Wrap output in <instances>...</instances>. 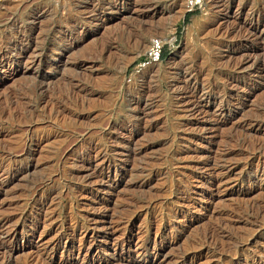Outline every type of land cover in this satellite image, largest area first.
Here are the masks:
<instances>
[{
    "label": "rangeland",
    "instance_id": "obj_1",
    "mask_svg": "<svg viewBox=\"0 0 264 264\" xmlns=\"http://www.w3.org/2000/svg\"><path fill=\"white\" fill-rule=\"evenodd\" d=\"M229 3L0 0V262L264 264V0Z\"/></svg>",
    "mask_w": 264,
    "mask_h": 264
},
{
    "label": "built area",
    "instance_id": "obj_2",
    "mask_svg": "<svg viewBox=\"0 0 264 264\" xmlns=\"http://www.w3.org/2000/svg\"><path fill=\"white\" fill-rule=\"evenodd\" d=\"M185 12H198L203 9L205 0H183ZM167 41L161 36L151 37L146 50L140 55L135 70L140 71L143 68L157 63L163 59L164 52H167Z\"/></svg>",
    "mask_w": 264,
    "mask_h": 264
},
{
    "label": "bare ground",
    "instance_id": "obj_3",
    "mask_svg": "<svg viewBox=\"0 0 264 264\" xmlns=\"http://www.w3.org/2000/svg\"><path fill=\"white\" fill-rule=\"evenodd\" d=\"M230 0H218V3H219V5H221L222 7V9L223 10H228L229 9V7H230ZM226 17L223 19V20H221V22L219 23V28L221 29V28H223V24H225V22H226ZM229 19V18H228ZM235 21V20H234ZM245 26H247V30H248V34H247V38L248 37H251L252 38V36L253 37H258L262 32H264L263 30L264 29H262V28H260V26H259V24H257L254 20H253V16L249 19V20H240V21H238V23H237V25H235L234 26V28H233V30H236L237 28H245ZM238 30V29H237ZM222 33V32H221ZM226 33V32H225ZM18 46V45H17ZM230 54V53H229ZM248 55V54H247ZM250 56V55H249ZM263 66V65H262ZM264 67V66H263ZM264 69V68H263ZM193 84V83H192ZM192 86V88H191V92L193 93L194 91H195V86H193V85H191ZM193 96L195 95V94H192ZM209 97H211V96H208V98ZM194 107H192V108H194L195 110L197 109H199V108H201V106H202V104H201V102H199V101H194ZM257 125H260V126H263L264 127V124H262V120H261V122H257ZM259 149V148H258ZM257 149V150H258ZM215 171H217L216 172V174L217 173H219V169L218 168H216L215 169ZM221 171V170H220ZM212 172V171H211ZM213 173V172H212ZM225 173V172H224ZM215 174V173H214ZM218 175V174H217ZM220 175V174H219ZM112 191V190H111ZM264 206V205H263ZM262 206V207H263ZM258 218V217H257ZM219 231L218 230H216V229H211L210 230V235H211V237H217V235L219 234L218 233ZM216 240V239H215ZM51 257V256H50ZM182 259V258H181ZM183 261L184 260H182L181 262H180V264H183ZM30 262V261H29ZM154 262V261H153ZM0 264H9V262L8 261H3V262H0ZM185 264V263H184Z\"/></svg>",
    "mask_w": 264,
    "mask_h": 264
},
{
    "label": "trees",
    "instance_id": "obj_4",
    "mask_svg": "<svg viewBox=\"0 0 264 264\" xmlns=\"http://www.w3.org/2000/svg\"><path fill=\"white\" fill-rule=\"evenodd\" d=\"M194 12H187V14H186V16H185V21L187 22V21H189V19H190V16H191V14H193ZM167 54H168V52H164V54H163V59L167 56Z\"/></svg>",
    "mask_w": 264,
    "mask_h": 264
}]
</instances>
